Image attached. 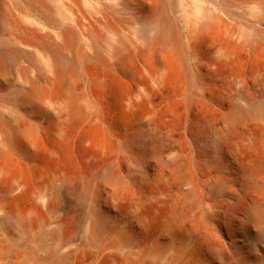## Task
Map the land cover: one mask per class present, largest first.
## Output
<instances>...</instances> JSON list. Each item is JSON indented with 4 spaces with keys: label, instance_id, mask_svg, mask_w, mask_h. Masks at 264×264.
<instances>
[{
    "label": "rangeland",
    "instance_id": "rangeland-1",
    "mask_svg": "<svg viewBox=\"0 0 264 264\" xmlns=\"http://www.w3.org/2000/svg\"><path fill=\"white\" fill-rule=\"evenodd\" d=\"M151 2L45 0L56 23L26 25L31 59L0 48V264H264L248 212L264 210V107L248 111L264 101V0H165L159 13ZM161 20L180 38L165 56ZM68 28L60 49L77 75L59 86L47 45ZM35 75L44 96L17 104ZM58 175L89 181L77 197ZM96 216L113 230L86 241Z\"/></svg>",
    "mask_w": 264,
    "mask_h": 264
},
{
    "label": "bare ground",
    "instance_id": "bare-ground-1",
    "mask_svg": "<svg viewBox=\"0 0 264 264\" xmlns=\"http://www.w3.org/2000/svg\"><path fill=\"white\" fill-rule=\"evenodd\" d=\"M138 1H142V0H138ZM164 1L165 0H152V2H151L153 4L152 7L155 8V11H157V13H159L158 11H160L159 9L163 6ZM20 2H24L25 4H22ZM130 2H128V3H130ZM6 3H8V2L6 1ZM6 3H4V0H0V48H2V50H7L6 52H9L8 54L11 53V54H13L15 56H18V57H21V58L31 59L32 54L29 51H27L25 49V47L28 48V46H32V44H34V42H35V39L37 40V38L35 37V35H36L35 34V30L30 29L26 25H29L30 27L36 26L38 28H40V27L42 28V26H40V24L42 22L40 23V21H38V20H41V21L43 20L46 23L48 22L49 24L56 23L55 20H54L53 11L50 9L49 6L46 5L47 3H45V0H15L14 4H15V8L16 9L19 8L20 6H22V10H21L22 12H20V17L17 18V16L13 15L14 13L12 14L11 10L8 9V7L5 6ZM17 14H18V12H17ZM149 16H151V15H149ZM156 16L157 15H155V17ZM162 18H164V17H162ZM67 23H68V21H67ZM205 27L206 26H204L203 29H205ZM45 29H43V30H45ZM200 30H202V29H200ZM47 31H49V30H47ZM199 32L201 34V31H199ZM5 33L6 34L7 33H11L12 35L16 34V38H14L15 40L12 41V40L8 39L5 36ZM52 33H53V35H55L54 32H52ZM64 34H65L64 35L65 39L63 40L64 42L62 41L63 42V44H62L63 46L58 47L56 45H47V50L50 53L49 56H50V58H51L50 60L52 62V70H53V73H54V78H55V80H56V82L58 83L59 86H60V84L63 83V80L65 78H73V77H75L77 75V64H78V63H76L77 61L76 62L69 61L70 58H68V56L66 57L64 55L63 51L60 49V48L65 49V48L71 47L72 42L75 40L74 32L72 31V29L68 28V29H66ZM200 34H199V37H200ZM33 35H34L35 38L33 37ZM56 36L57 35H55V37ZM12 38L13 37H11V39ZM58 38H59V35H58ZM58 38H56V39H58ZM38 39H39V37H38ZM179 40H180L179 35H178V37L174 36L172 26H169V24H168V22H166V20L162 21L161 25H160L159 35H158V37L156 39V42L162 43L164 45L163 50L160 48L162 50L160 53L162 55L164 54V56L167 55L170 52L169 48L172 46V43L174 41H176V43H177V42H179ZM162 44H161V47H162ZM35 46H38V45L36 44ZM65 50H67V49H65ZM157 50H159V49H157ZM34 51H35V49H34ZM121 52L122 51H120V49H117L116 50V55L120 58L121 62H125V57L122 55ZM38 53L40 54V51ZM141 53L145 54L146 53V49L141 50ZM40 55L43 56L42 54H40ZM79 58H81V56H79ZM46 60H48V58ZM46 62H48V61H46ZM163 65H165V64H163ZM8 67L6 65V61L3 59V57L0 56V77L2 75H7L9 77L10 71H9ZM48 68H50V67H48ZM165 70H167V69L165 68ZM78 71H79V69H78ZM42 81H43L42 77L36 76L32 80V89H31V91L29 93H27V94H22L21 98L18 99L19 101H17V104L19 103V104L23 105V104H25L27 102L36 103L42 96H44L45 92L42 91V89L41 90L38 89V87H37V85L39 83H41ZM263 102L251 101V108L248 111H255L257 109H260V105H261V107L262 106L264 107ZM69 106L71 107V105H69ZM241 112H244V111H241ZM236 113H237V111H236ZM231 118H233V117H231ZM207 128H208V130L211 132V134L213 136H214V134H216V139H217L219 134H217L215 132L214 127L211 126V125H208ZM13 134L15 136H18V137L22 136V137H25V138H32L33 130L32 129H28V128H24V126L23 127L17 126V127H15L13 129ZM157 135H158V132H156L154 130L153 131H147L146 130V131H144V134L142 135V138H143L142 141L144 143L148 142V145H150V147H151V149H148L149 152L156 151V149L159 148V147H156V140L155 139H157ZM176 162L179 163L180 160L178 159ZM100 174L102 176L106 177L107 179L112 178V174H111V172L108 169H106V171H104L103 173H101L100 171H97L96 173L94 172L93 175L100 177L101 176ZM59 177H60L61 182L63 181L65 183H71V186L75 187L74 190H75V193H76L77 197L81 196L82 188L86 187L87 182L89 181L88 178H85V179L79 180L78 182H70V180H68V178H65V177H69V176H64L63 179H62L61 176H59V175L57 177H55V179L58 178L57 180H59ZM93 179H95V177ZM60 180L58 182H60ZM96 180H97V178H96ZM72 183H74V184H72ZM66 188L67 187H65V189ZM222 188H223V181L220 180V179H217V180H215L214 182L211 183V193L214 194V195H217L218 193H220ZM67 189H66V192L69 191V189L68 190ZM71 191H72L71 194H73V192H74L73 189ZM66 194H70V193L68 192ZM71 194L69 196H71ZM74 194L72 196H74ZM188 194L190 196H192V195H194V192L190 191ZM248 212H250L249 214H250L251 219L256 221V224L259 225L257 239H259L260 241L261 240L264 241V223L261 221L262 217L264 216V214H263L264 210H263L262 206L258 202H256V203H254L252 205V207L248 210ZM98 216H96V218L94 219L93 225H92L93 226L92 227V235L90 236V238L88 237L86 239V241H96L100 237V235H102L103 233H106V232H109V231L113 230V226L110 224V222H108L103 217H98ZM120 241L123 244H129L132 241V237L129 236V235H123L120 238ZM154 251L156 253L160 252L158 250V248H156Z\"/></svg>",
    "mask_w": 264,
    "mask_h": 264
}]
</instances>
